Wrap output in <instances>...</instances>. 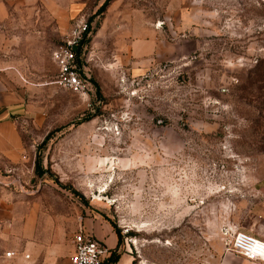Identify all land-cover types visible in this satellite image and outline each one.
<instances>
[{"label": "rangeland", "instance_id": "1", "mask_svg": "<svg viewBox=\"0 0 264 264\" xmlns=\"http://www.w3.org/2000/svg\"><path fill=\"white\" fill-rule=\"evenodd\" d=\"M107 1L98 12L104 0H76L70 13L89 29L85 93L52 82L71 20L46 3L13 33L6 56L22 59L29 85L26 156L0 163V197L35 205L62 259L94 217L119 228L113 247L129 264H263L230 241L235 229L264 239V0ZM148 27L156 60L133 72L130 48Z\"/></svg>", "mask_w": 264, "mask_h": 264}, {"label": "crops", "instance_id": "2", "mask_svg": "<svg viewBox=\"0 0 264 264\" xmlns=\"http://www.w3.org/2000/svg\"><path fill=\"white\" fill-rule=\"evenodd\" d=\"M46 3L51 16L58 22L65 24L67 19L71 20L67 31L78 19V12L70 15L72 9H76V0H68L67 10L62 16L58 10L57 0H0V163L18 162L26 156V145L18 118L27 110L29 85L17 68L18 65L24 66L22 59L14 62L11 57L6 56V51L12 49L13 33H23L24 28L28 30V24H25L28 20L31 22L42 20V13L45 11L43 7ZM14 28H21L20 32H14ZM158 46L154 30L148 27L141 42L132 44L130 48L134 59L132 71L140 73L146 70L156 60ZM0 221L3 223L0 234L4 235L0 238V244L13 249L18 246L24 247L34 258L40 256L53 261L65 259H62L67 248L65 243L57 238L51 241L48 236H44L45 231L42 233L37 227L35 205L29 202L7 204L4 198L0 197ZM79 228L89 231L108 248H112L117 242L112 227L98 218H85L83 223H79ZM129 262L130 259L124 252L112 264Z\"/></svg>", "mask_w": 264, "mask_h": 264}, {"label": "built area", "instance_id": "3", "mask_svg": "<svg viewBox=\"0 0 264 264\" xmlns=\"http://www.w3.org/2000/svg\"><path fill=\"white\" fill-rule=\"evenodd\" d=\"M87 29L86 21L78 19L68 29L63 44L55 51L54 57L59 74L53 83L63 86L73 92L85 93L88 89L86 65L80 66L75 58L76 49L83 39ZM88 59V51L84 61ZM259 237L250 232L235 229L231 237V247L248 259H257L264 264V239L260 238L262 247L255 250ZM73 251L65 260L52 264H100L109 253L108 246L94 237L89 231L79 228L73 235ZM0 264H32L29 253H21L14 249L0 251Z\"/></svg>", "mask_w": 264, "mask_h": 264}, {"label": "trees", "instance_id": "4", "mask_svg": "<svg viewBox=\"0 0 264 264\" xmlns=\"http://www.w3.org/2000/svg\"><path fill=\"white\" fill-rule=\"evenodd\" d=\"M108 1L104 0V2L99 6L98 8V12H101L105 9L106 5H107ZM88 39H89V29L87 27L86 31L84 32V36L83 39L80 41L77 49H76V61L77 63L82 66L85 64L84 61V57L86 52L89 50V46H88ZM263 60H257L256 64L254 65V71L257 74V76L259 77V79H262L263 74L262 72H260V70H264V65L262 64ZM260 109L264 110V103L263 105H261ZM38 173H41V170H37ZM116 234H117V243L119 242V238H120V231L119 228L116 227V225L114 223H112ZM120 257V253L116 250L115 247H113V249L109 248V253L102 259L100 264H112L114 262H116Z\"/></svg>", "mask_w": 264, "mask_h": 264}, {"label": "bare ground", "instance_id": "5", "mask_svg": "<svg viewBox=\"0 0 264 264\" xmlns=\"http://www.w3.org/2000/svg\"><path fill=\"white\" fill-rule=\"evenodd\" d=\"M257 243L255 245V250L256 251H260V248L262 247V244H261V241H260V238L257 239Z\"/></svg>", "mask_w": 264, "mask_h": 264}]
</instances>
